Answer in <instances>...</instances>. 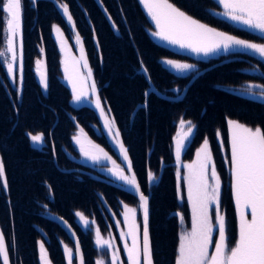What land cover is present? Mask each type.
Here are the masks:
<instances>
[{
    "label": "trees",
    "instance_id": "obj_1",
    "mask_svg": "<svg viewBox=\"0 0 264 264\" xmlns=\"http://www.w3.org/2000/svg\"><path fill=\"white\" fill-rule=\"evenodd\" d=\"M61 2L68 4L75 27L63 16L55 0H37L36 8H32L30 0H23L24 71L19 95L18 85L10 80L0 57V155L10 186L7 195L0 191V230L6 242L15 240V249L9 248L11 264H39V242L45 244L52 264H67L63 247H73L76 242L70 228L80 242L85 264H95L99 252L92 230L82 228L76 212L90 221L94 219L101 235H107L109 226L115 227L113 216L119 219L125 204L138 205L134 192L79 159L72 137L83 128L93 143L121 163L99 111L70 104L72 93L62 80L61 54L53 25L60 28L62 38L68 42L77 34L81 38L101 100L107 110L111 108L109 116L115 120L119 138L128 149L133 172L141 190L150 198L149 228L157 264H173L181 227L176 214H183L185 224H190L187 198L184 196L181 201L176 194L175 138L181 119L196 125L181 161H192L203 139H209L222 178V211L234 240L237 214L216 131L220 130L227 151L228 118L264 128V102L227 89L248 83L264 86V62L245 53L199 60L158 43L150 35L153 25L138 0ZM172 2L219 31L264 43L258 34L215 15L222 10L215 0ZM3 48L4 43L0 42V51ZM229 58L234 60L216 65ZM164 59L195 64L196 68L179 74L161 63ZM37 60L42 61L48 78L47 92L39 83ZM141 60L150 73L151 84L140 69ZM205 69L208 70L198 75L181 100L151 93L148 108L137 109L145 100L143 93L151 86L165 96L177 97ZM26 132L44 134L46 143L42 150L31 145ZM149 171L158 178L156 181H148Z\"/></svg>",
    "mask_w": 264,
    "mask_h": 264
},
{
    "label": "snow or ice",
    "instance_id": "obj_2",
    "mask_svg": "<svg viewBox=\"0 0 264 264\" xmlns=\"http://www.w3.org/2000/svg\"><path fill=\"white\" fill-rule=\"evenodd\" d=\"M98 2L102 4V0ZM138 2L154 25V30H150V35L168 45L195 53L197 56L202 54L207 57L210 54L250 51L264 59V43H256L219 31L188 14L172 0H138ZM55 3L62 10L67 21L75 27L68 4L61 0H55ZM216 3L223 10L215 12V15L243 26L250 32L257 33L259 38L264 40V0H216ZM30 4L32 8H36L37 0H30ZM105 12H107L106 8ZM109 19H111L110 16ZM52 27L57 33L60 49L64 53L61 63L64 78L71 85L72 101L75 103L87 101L90 94L94 97L91 103L99 110L109 137L116 142L122 155V162L117 163L104 148L87 139L83 128L79 129L72 140L79 146V151L85 159L94 164H99L101 160L110 162L111 167H105L104 170L116 181L127 185L138 197V207H129L125 204L122 213L123 224L127 231L120 232V241L123 244L127 264H157L149 228L150 198L141 190L136 174L133 172L128 149L119 139L120 131L115 128V120L109 119L105 107L102 106L99 90L93 78V70L89 66L81 38L77 34L76 44L79 45L80 53L77 58L70 55L60 28L56 25ZM0 42L6 43V53L10 54L4 63L8 76L13 79L14 84L19 85L17 88L19 95L22 92L24 71L23 0H0ZM6 53L0 51V57H4ZM161 63L170 66L178 73H188L196 68L195 64L172 59H164ZM42 69L41 60H37L36 71L39 74V83L47 92L48 78ZM140 69L147 82L151 84L150 73L142 60ZM143 95L145 100L137 107L147 109L148 91L146 90ZM259 98L264 101V92L259 93ZM108 112H111V108H108ZM226 123L230 156H225V163L228 165L229 188L237 214L236 237L233 240L230 236L229 223L226 214L222 211V178L217 171L207 137L196 150L195 159L191 163L182 165L185 170L183 173L180 170L181 153L186 149V141L194 135L196 128L192 121L181 119V127L187 125V129L175 141L176 194L177 198L183 201L186 192L187 204L190 208V227L183 228L178 233L173 264H264V128L260 126L253 128L231 118H228ZM25 135L33 147L42 150L46 143L43 133L26 132ZM216 137L219 148L224 150L220 130L216 131ZM52 155L55 158L54 145ZM147 179L149 182H154L158 178L149 171ZM48 187L51 191V186ZM0 191L6 195L10 192L2 155H0ZM138 211L142 217L139 222L137 220ZM75 215L79 217L85 229L95 231V244L98 249L105 251V256L98 257L95 264H125L120 254L121 249L115 244L114 237L102 239L99 228L93 227L94 219L90 221L81 212H76ZM176 215L179 216V223L184 225L186 223L184 215L180 213ZM120 224L121 222L117 220V228ZM15 247L14 238L11 243L6 242L5 235L0 230V261L2 264H11L9 248L14 250ZM63 255L67 264H74V261L76 264H85L79 240L73 247L64 245ZM39 264H52L43 242L39 244Z\"/></svg>",
    "mask_w": 264,
    "mask_h": 264
},
{
    "label": "rangeland",
    "instance_id": "obj_3",
    "mask_svg": "<svg viewBox=\"0 0 264 264\" xmlns=\"http://www.w3.org/2000/svg\"><path fill=\"white\" fill-rule=\"evenodd\" d=\"M216 1V0H215ZM223 10V9H222ZM221 10V11H222ZM222 18H224V17H222ZM225 20H227L226 18H224ZM151 21V20H150ZM228 22H230V23H232L234 26H237V27H240V28H244L243 26H240V25H237V24H235L234 22H232V21H229V20H227ZM151 23H152V21H151ZM152 25H153V23H152ZM244 29H246V28H244ZM153 30H154V25H153ZM257 34V33H256ZM153 39L155 40V41H157L158 43H161V44H163V45H166V46H168V47H170V48H172V49H174V50H176V51H179V52H181V53H185V54H189V55H191L192 57H194V58H196V59H199V60H209V59H213V58H217V57H220V56H226V55H229V54H236V53H228V54H224V53H220V54H210L209 56H207V57H205V56H203L202 54L201 55H199V56H197L195 53H191V52H189V51H187V50H181V49H179L178 47H176V46H172V45H168L166 42H164V41H160V40H158V39H156V38H154L153 37ZM57 42H58V47H59V51H60V54H61V61L64 59V53L61 51V49H60V40H58L57 39ZM69 44H70V46L68 45V44H66V47H67V49L69 50L71 47L72 48H74V53H73V55H74V57H79V55H80V53H79V45H77L76 44V36H73L72 37V39L70 40V42H69ZM2 52H5L6 53V43H4V48L1 50ZM69 52H70V55L71 56H73L72 54H71V50H69ZM237 53H245V54H247V55H249V56H252V57H255V58H258V59H260L261 61H263L264 62V59H262L261 57H259V55H257V54H253V53H251L250 51H245V52H237ZM8 56H10V54H7L6 53V55L4 56V57H1V60H2V62H3V65H4V67H5V69H6V64L4 63V61H5V59L8 57ZM42 62V61H41ZM168 66V65H167ZM169 68H170V66H168ZM171 69V68H170ZM173 70V69H172ZM61 71H62V80H63V82L68 86V88L70 89V91H71V93H72V89H71V85L68 83V81L64 78V73H63V65H62V63H61ZM174 71V70H173ZM193 71V70H192ZM176 72V71H175ZM178 73V72H177ZM188 73H190V72H188ZM179 74H187V73H179ZM10 78V80L13 82V79L11 78V77H9ZM19 86V85H18ZM262 85H260V84H256V83H248V84H244V85H242V86H239V87H227V89L228 90H230V91H232V92H234V93H237V94H239V95H242V96H245V97H249V98H252V99H255V100H258V101H262L260 98H259V93H261V92H264V87H261ZM255 94V95H254ZM94 99V97H92L91 96V94L89 95V99L87 100V101H83V102H80L79 104H84L83 106H88V107H95V105L93 104V103H91V100H93ZM73 102V101H72ZM101 102L102 103H104L102 100H101ZM262 102H264V101H262ZM74 103V102H73ZM72 104V103H71ZM105 104V103H104ZM102 106H103V104H102ZM97 111H99V110H97ZM105 112H106V115L109 117V119L111 120V118H110V116H109V113H108V110H107V106H106V110H105ZM116 128V127H115ZM186 129H187V126L185 127V128H181V127H179V131H178V134H177V136H176V138H175V141H176V139L177 138H179L180 136H182L183 135V133L186 131ZM77 133H75V135H76ZM120 139V138H119ZM111 140H112V142L114 143V145H115V147H116V149L119 151V149H118V146H117V144H116V142L111 138ZM187 142V141H186ZM73 143L75 144V142L73 141ZM189 143V142H188ZM188 143H186V144H188ZM76 145V144H75ZM77 147H78V150H79V146L78 145H76ZM211 148V147H210ZM183 152L184 151H182V153H181V156H182V154H183ZM119 154H120V162H122V155H121V153H120V151H119ZM222 154H223V159H224V162H225V156H230V149L229 150H222ZM176 158V157H175ZM79 159L81 160V161H83V162H91L90 160H87V159H85L82 155H80V157H79ZM194 159H195V157H194ZM193 159V160H194ZM192 160V161H193ZM214 160V159H213ZM192 161H190V162H183V161H181V168H180V170H181V172L183 173L185 170L183 169V167H182V165L184 164V163H191ZM91 163H93V162H91ZM126 163V162H125ZM98 165H102V167H101V173H103L105 176H107V177H109V178H111V179H113L115 182H117L119 185H122V186H124L128 191H131V192H134L133 190H131L127 185H124L122 182H119V181H116L113 177H111V175L109 174V173H107V171H105L104 170V168L105 167H111V164H110V162H108V161H105V160H101L100 161V164H98ZM122 166H123V164H122ZM228 166V165H227ZM184 196H185V198H187L186 197V192L184 193ZM136 207H138V205L136 206ZM123 211H124V207H123ZM123 211H122V213H123ZM122 213H121V217L119 218V219H117V220H119L120 222H121V224H120V227L119 228H117V226L116 227H112L111 225L109 226V233L107 234V235H101V238L102 239H109V238H111V237H114L115 238V244L118 246V247H120V249H121V257L125 260V264H127V261H126V257L124 256V252H123V244H122V242L120 241V232L121 231H127V229H126V227H125V225L123 224V215H122ZM142 219V217H141V215H140V213H139V211H138V215H137V220H138V222L140 221ZM77 222L82 226V228L83 229H85V227L83 226V224H82V222L80 221V219H79V217H77ZM94 228L95 227H97L96 225L95 226H93ZM187 227H190V224L189 225H186V224H184V225H181V227H180V231L183 229V228H187ZM92 233H93V240H94V244H95V240H96V236H95V231L94 230H92ZM41 242H39V244H40ZM95 246H96V244H95ZM96 248H97V246H96ZM38 250H39V247H38ZM97 250H98V252H99V255H98V257H102V256H105V251L104 250H100V249H98L97 248ZM97 257V258H98ZM96 258V259H97ZM96 261V260H95ZM1 263H2V261H1Z\"/></svg>",
    "mask_w": 264,
    "mask_h": 264
},
{
    "label": "water",
    "instance_id": "obj_4",
    "mask_svg": "<svg viewBox=\"0 0 264 264\" xmlns=\"http://www.w3.org/2000/svg\"><path fill=\"white\" fill-rule=\"evenodd\" d=\"M233 60H234L233 58H229V59H227V60H225V61H223V62H220V63H218V64H216V65H220L221 63H224V62H230V61H233ZM216 65H214L213 67H215ZM208 69H210V68H208ZM208 69L202 70V71H200L199 73H197V74H196V75L190 80V82L186 85V87L184 88V90H183V92H182V94H181L180 96H177V97H168V96H165V95L161 94L160 92H158L156 89H154L152 86H151L147 91H148L149 95H150L151 93H155V94L159 95L161 98H167V99H169V100H177V101H178V100H181V99L184 97V95H185V93H186L188 87L193 83V81L198 77V75L201 74V73H203V72H205V71H207ZM142 72H143V71H142ZM147 100H148V98H147ZM137 109H139V107H137ZM137 109H136V110H137ZM136 110H135V111H136ZM134 113H135V112H134ZM134 113H133V116H134ZM133 116H132V118H133ZM69 230H70V232L72 233V235L74 236L75 241H77L78 239H77V237H76L74 231H73L71 228H70Z\"/></svg>",
    "mask_w": 264,
    "mask_h": 264
},
{
    "label": "crops",
    "instance_id": "obj_5",
    "mask_svg": "<svg viewBox=\"0 0 264 264\" xmlns=\"http://www.w3.org/2000/svg\"><path fill=\"white\" fill-rule=\"evenodd\" d=\"M65 42H66V44H68L69 46H70V44H69V42H68V40L67 39H63ZM69 50H71V54L73 55V53H74V48H70ZM73 52V53H72ZM74 56V55H73ZM72 103V104H71ZM70 104L73 106V107H81V106H83L84 104H79V103H73L72 102V98H71V101H70ZM103 104V106L105 107V110H106V105L104 104V103H102ZM92 108H94L95 110H98V109H96L95 107H92ZM187 125H185V127H186ZM185 127H183V128H185ZM182 128V127H181ZM182 128V129H183ZM76 133H78V131L76 132ZM86 137H87V139H90L87 135H86ZM192 138V137H191ZM191 138H190V140L189 141H187L186 143H188V142H190L191 141ZM189 144V143H188ZM187 144V145H188ZM75 145V144H74ZM75 147H76V149H77V151L79 152V155H81V153H80V151L78 150V147L75 145ZM110 155V154H109ZM111 156V155H110ZM113 158V157H112ZM83 162V161H82ZM83 163H85L86 165H89L90 167H92L93 169H95L96 171H97V173L98 174H100V175H103V176H105L103 173H101V167H102V165H98V164H94V163H91V162H83ZM100 164V163H99ZM107 177V176H106ZM107 178H109V177H107ZM111 179V178H110ZM114 181V180H113ZM116 222H117V218L115 217V216H113V223H114V226L116 227Z\"/></svg>",
    "mask_w": 264,
    "mask_h": 264
},
{
    "label": "bare ground",
    "instance_id": "obj_6",
    "mask_svg": "<svg viewBox=\"0 0 264 264\" xmlns=\"http://www.w3.org/2000/svg\"><path fill=\"white\" fill-rule=\"evenodd\" d=\"M180 127H181V126H180ZM189 143H190V142H189ZM188 145H189V144H188ZM188 145H187V146H188ZM186 148H187V147H186Z\"/></svg>",
    "mask_w": 264,
    "mask_h": 264
}]
</instances>
